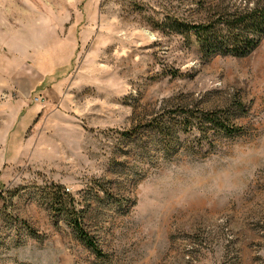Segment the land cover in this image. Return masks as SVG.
Returning <instances> with one entry per match:
<instances>
[{
	"label": "rangeland",
	"instance_id": "1",
	"mask_svg": "<svg viewBox=\"0 0 264 264\" xmlns=\"http://www.w3.org/2000/svg\"><path fill=\"white\" fill-rule=\"evenodd\" d=\"M255 5L0 0V264H264V41L169 27Z\"/></svg>",
	"mask_w": 264,
	"mask_h": 264
},
{
	"label": "trees",
	"instance_id": "2",
	"mask_svg": "<svg viewBox=\"0 0 264 264\" xmlns=\"http://www.w3.org/2000/svg\"><path fill=\"white\" fill-rule=\"evenodd\" d=\"M169 27L177 34L187 35L189 38L194 37L202 52L201 54L205 57L231 56L246 58L254 53L264 41V7L258 5L238 9L222 7L218 8L214 15L198 21V23L174 21ZM189 117L191 116H188V119ZM192 117L194 116L192 115ZM206 117L212 125L211 129L215 131H223L228 134L241 131L233 126H227L216 113H208ZM201 127L197 130L205 134L206 129L202 124ZM55 209L54 212L59 214L77 215L76 210L67 208V206L60 210ZM75 224L76 229L87 245L97 255H103L94 240L81 228L78 220Z\"/></svg>",
	"mask_w": 264,
	"mask_h": 264
},
{
	"label": "crops",
	"instance_id": "3",
	"mask_svg": "<svg viewBox=\"0 0 264 264\" xmlns=\"http://www.w3.org/2000/svg\"><path fill=\"white\" fill-rule=\"evenodd\" d=\"M0 47H2V40L0 39ZM9 65H3V63L0 65V72L1 71H3V69L5 70H7L8 72H9ZM7 71H5V72H7ZM6 74V73H5ZM4 74V75H5ZM3 78H5V79H8V76L7 75H5V76H3V75H0V91H1V81L3 80ZM8 133V132H7Z\"/></svg>",
	"mask_w": 264,
	"mask_h": 264
}]
</instances>
